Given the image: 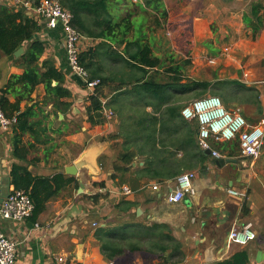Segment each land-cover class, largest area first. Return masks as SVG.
Here are the masks:
<instances>
[{
  "label": "crops",
  "instance_id": "obj_1",
  "mask_svg": "<svg viewBox=\"0 0 264 264\" xmlns=\"http://www.w3.org/2000/svg\"><path fill=\"white\" fill-rule=\"evenodd\" d=\"M164 2L167 27H157L152 18L131 33L147 36L156 56L166 57V69L171 67V49L186 44L179 35H189L191 63L197 68L213 44L211 51H221L214 62L221 61L225 68L220 73L230 77H221L220 81L237 83L238 92H230H236V99H245L254 107L248 116L254 123H248L257 125L264 120V28L254 34L244 22L245 17H253L255 5H259V14H264V0ZM124 3L127 5L122 14L131 4L128 0ZM0 5L15 8L12 0H0ZM27 14L42 27L39 37L46 50L41 61L52 60L65 74V87L72 93L65 100L72 103V108L63 113L49 105L38 113L34 120L42 122L33 129L36 133L23 135V145L30 151L27 161L13 156L16 126L8 131L0 129V207L14 189L13 164L27 166L36 177L63 175L73 181L49 200L36 218L16 223L0 215V232L20 242L16 264H54L58 256L65 257L69 264H165L171 250L165 253L154 248L147 240L140 241L141 236L129 239L114 260L106 258L96 231L125 224L168 225L186 255L178 264H217L243 250L248 253L247 264H264V145L257 160L237 155L223 165L220 159L226 158L228 151L220 159L207 155L206 160H201L197 121L187 120L180 109L174 113L165 109L166 105L160 109L167 100L171 104V89L162 100L143 86L147 81L165 83L171 74L161 67L146 68L148 72L141 82L118 90L131 79V73L121 68L114 72L105 55L94 59L96 72L109 80L102 87L103 107L93 113L97 123H92L86 109L91 92L70 70L62 26L49 28L41 16ZM101 43L100 39L84 37L81 52L96 49ZM125 46L126 43L120 50ZM23 72L14 57L4 56L0 61V92L12 75ZM135 72L136 80L144 76L139 70ZM122 91L127 92L120 95ZM46 94L44 84H40L32 95L33 101L22 103L21 112L27 105L42 104ZM255 100L258 103L254 104ZM10 101L15 102V98L10 97ZM123 155H131L132 162H121ZM71 166L77 168L76 175L67 173ZM117 166L126 171L117 170ZM189 171L196 173L193 193L179 203H169L177 177ZM125 186L132 190L130 196L121 194ZM229 190L243 196L231 195ZM97 195L100 198L96 201ZM123 201L135 206L129 208ZM235 227H250L256 237L246 245L235 243L230 240Z\"/></svg>",
  "mask_w": 264,
  "mask_h": 264
},
{
  "label": "trees",
  "instance_id": "obj_2",
  "mask_svg": "<svg viewBox=\"0 0 264 264\" xmlns=\"http://www.w3.org/2000/svg\"><path fill=\"white\" fill-rule=\"evenodd\" d=\"M28 1L37 6L42 0ZM58 1L73 15L72 25L83 37L102 41L96 49L83 51L80 54V63L87 70L90 80H100L101 82L89 95L86 107L89 121L97 123L93 119V113L103 107L102 87L109 78L96 72L98 67L94 59L105 55L110 60L114 72L121 68L125 73H131V79L125 81L118 90H122L124 85L141 82L148 72L146 68L161 67L166 69V58L156 56L147 40V36L131 32L137 27H142L144 23L152 18L153 24L157 27H167L168 11L164 0H138L134 3L131 1L127 12L124 14L121 11L127 5L124 3L125 0ZM262 6L264 8V5ZM27 13L28 11L23 7L9 8L0 5V61L4 56H11L24 69L23 74L12 75L0 92V108L8 118L16 116L18 119L14 136L13 156L19 161L28 160L30 151L23 145V135L36 133L33 129L42 122V120H34L38 113L43 112L42 109L49 105H52L56 111L63 113L72 108V103L65 100L72 97V93L65 87V74L55 66L52 60L41 61V57L46 50L44 41L39 37L42 27L37 20ZM253 14V17H245L244 22L253 29L254 34H258L264 28V14H259V5L253 6ZM179 36L185 39L189 48L191 44L189 35L181 34ZM125 43V48L120 50V46ZM23 47H26L25 52L16 57L15 53ZM168 56L171 57V63H174L166 69V72L171 74L169 81L165 83L147 81L143 86L147 87L149 92L160 96L162 100H164L163 95L171 89V104L167 100L161 105L160 109L166 105L165 109H171V113H174L176 109L182 111L188 105L187 103H189L192 96H196L198 99L202 98L211 89L212 83L188 79L184 75V67L176 65L175 56ZM186 62H183L184 65L187 64ZM136 70L144 73V76L138 80L134 76ZM54 83H57V85H54ZM40 84H44L47 92L42 104L27 105L24 108L25 110L21 112L22 103L33 101L32 95ZM235 86H237V83L222 81L217 90L212 89V93L220 94L225 104H228L236 100L235 93L230 92ZM126 92L122 91L120 95L126 94ZM10 97L15 98V102H11ZM214 149L220 153L228 151L226 158H235L240 151L239 141L215 144ZM199 154L201 160L207 159L206 152L200 151ZM132 159L131 155H123L120 160L128 165L132 162ZM117 170L126 171V168L117 166ZM11 181L16 190L29 192L34 204L33 217L36 218L44 211L46 203L57 196L66 184L72 182L73 179L66 180L63 175H57L53 178L36 177L28 170L27 166L13 164ZM100 186L103 187L104 184L102 183ZM99 198L100 195L95 196L96 201ZM122 203L129 208L135 206L134 203L128 201ZM96 236L100 242L102 253L110 260H114L121 255L123 247L129 239H137L139 236H141L140 241L145 239L150 246H154V248H158L165 253L167 250H171V256L169 258L165 257V264H178L186 257L183 244L175 239L172 230L166 224H125L122 226L117 225L116 229H112V227L108 229L99 228L96 231ZM168 242L171 245H168ZM248 261V253L243 250L231 259L217 264H247Z\"/></svg>",
  "mask_w": 264,
  "mask_h": 264
},
{
  "label": "built area",
  "instance_id": "obj_3",
  "mask_svg": "<svg viewBox=\"0 0 264 264\" xmlns=\"http://www.w3.org/2000/svg\"><path fill=\"white\" fill-rule=\"evenodd\" d=\"M15 7H23L28 12L35 13L46 22L49 28L62 26L64 33V46L70 70L79 77L85 87L93 93L100 85V80H90L85 67L80 63L82 34L72 25L73 15L65 9L58 0H42L34 6L28 0H12ZM187 120L197 121L199 124L198 144L202 151H211V155L220 159L222 156L214 149L215 144L239 141L242 157L257 160L264 145V120L257 125H250L241 109H226L223 100L216 95H209L189 103L183 110ZM112 115V113L110 114ZM18 123L17 117L8 118L0 108V129L11 130ZM196 173L189 171L177 177V185L168 196V202L176 204L184 200L185 196L193 193V181ZM231 195L243 196L234 190H229ZM122 195L130 196L129 187L122 188ZM34 204L29 192L13 189L3 200L0 215L3 219L12 222H24L33 216ZM38 226V225H37ZM256 233L250 227H235L230 233V240L246 245L254 239ZM20 242L9 238L0 232V264H16V253ZM54 264H69L63 257H56ZM114 264V263H111Z\"/></svg>",
  "mask_w": 264,
  "mask_h": 264
},
{
  "label": "rangeland",
  "instance_id": "obj_4",
  "mask_svg": "<svg viewBox=\"0 0 264 264\" xmlns=\"http://www.w3.org/2000/svg\"><path fill=\"white\" fill-rule=\"evenodd\" d=\"M128 2L130 3L131 0H128ZM171 29H173V28H171ZM171 34H172V31H171ZM164 36L167 37V35L165 33H164ZM173 36L174 35L172 34V36H171L172 41H173ZM209 41H211L213 43V40H209ZM177 45H178L177 46L178 48L176 47L175 48L176 50H174L173 48L171 49V51H172L171 55L175 56V61H177L176 65H181L184 67V69H183L184 75L188 79L196 80V81H200V82L208 81V82L212 83L211 89H215V90L218 89V85H220V83L222 82V81H220L221 77H223L225 80L230 79L228 74H221L220 73V71L225 68V67L222 68V62L219 60L216 63L214 62V57L217 55L219 57L221 54V51H217L216 53L211 51V50H214L213 44H212V47H209V51L208 52L206 51L202 55V60H201V63L199 64L198 68L195 67V65H193L191 63V56L190 55H191L192 49L188 48V44L186 43L185 45L184 44H177ZM224 53H226V52L224 51ZM180 56H181V58H180ZM165 58L166 57H163V59H165ZM186 61H188V62H186ZM165 62H167V61H165ZM183 62H186L187 64L184 65ZM171 64H174V63H171ZM237 89H238V87H236V86L233 87L232 92H233V90L237 91ZM242 94L243 93H240L239 95H242ZM209 95H216V96L220 97L223 100V103H224L226 109H228V110H231L234 108L242 109V111H243L242 114L244 115L245 118H247V121H249L250 123H254L253 121L248 120V116L250 117V114H251V109H254V107L251 106L252 104L246 103L245 99H242V98L236 99L235 101L229 102L230 105H228V104H225L224 99L221 95L213 94L212 91H211V94H209ZM190 97H191V95H190ZM196 100H198V97L192 96L189 103L190 102L192 103L193 101H196ZM254 102H255L254 104L258 103L256 100ZM189 103H187V104H189ZM222 153L225 154L224 152H221L219 154H221V156H223ZM237 155H238L237 157H242L240 151L237 153ZM242 158H244V157H242ZM186 254H187V250H186Z\"/></svg>",
  "mask_w": 264,
  "mask_h": 264
},
{
  "label": "water",
  "instance_id": "obj_5",
  "mask_svg": "<svg viewBox=\"0 0 264 264\" xmlns=\"http://www.w3.org/2000/svg\"><path fill=\"white\" fill-rule=\"evenodd\" d=\"M24 52V49L23 48H21V49H19L16 53H15V56L16 57H18V56H20L22 53ZM206 154L207 155H211V151H208V152H206ZM232 160L231 159H229V158H221L220 159V162H221V164H226V163H228V162H231ZM77 168L75 167V166H71V167H69L68 169H67V173H69V174H71V175H76L77 174ZM81 187H83V185L81 184ZM262 256V254H259V258Z\"/></svg>",
  "mask_w": 264,
  "mask_h": 264
}]
</instances>
